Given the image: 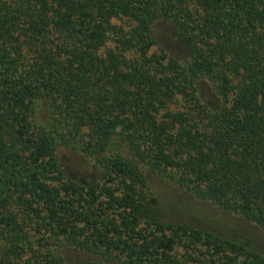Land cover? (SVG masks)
Returning <instances> with one entry per match:
<instances>
[{
	"label": "trees",
	"instance_id": "1",
	"mask_svg": "<svg viewBox=\"0 0 264 264\" xmlns=\"http://www.w3.org/2000/svg\"><path fill=\"white\" fill-rule=\"evenodd\" d=\"M150 172L264 231V0H0V264H264Z\"/></svg>",
	"mask_w": 264,
	"mask_h": 264
},
{
	"label": "rangeland",
	"instance_id": "2",
	"mask_svg": "<svg viewBox=\"0 0 264 264\" xmlns=\"http://www.w3.org/2000/svg\"><path fill=\"white\" fill-rule=\"evenodd\" d=\"M158 41L173 54L184 57L187 50L166 23L158 25ZM44 114V113H43ZM65 167L72 177L85 182L95 181L98 173L93 164L81 155L62 153ZM151 201L146 216L165 222H185L202 226L219 234L241 239L264 252V231L245 218L227 212L211 203L202 201L179 189L175 184L150 172Z\"/></svg>",
	"mask_w": 264,
	"mask_h": 264
}]
</instances>
